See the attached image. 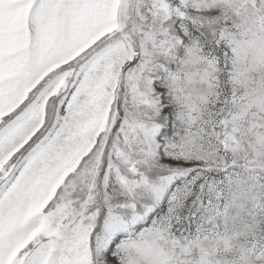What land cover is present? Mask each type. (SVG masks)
<instances>
[{
	"label": "snow or ice",
	"instance_id": "1",
	"mask_svg": "<svg viewBox=\"0 0 264 264\" xmlns=\"http://www.w3.org/2000/svg\"><path fill=\"white\" fill-rule=\"evenodd\" d=\"M0 264H264V0H0Z\"/></svg>",
	"mask_w": 264,
	"mask_h": 264
}]
</instances>
